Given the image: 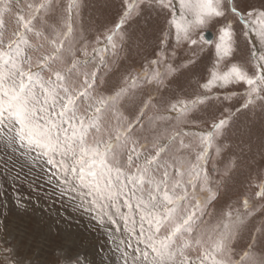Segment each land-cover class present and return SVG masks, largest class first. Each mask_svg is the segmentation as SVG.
<instances>
[{
    "label": "snow or ice",
    "instance_id": "snow-or-ice-1",
    "mask_svg": "<svg viewBox=\"0 0 264 264\" xmlns=\"http://www.w3.org/2000/svg\"><path fill=\"white\" fill-rule=\"evenodd\" d=\"M84 8L0 0V257L92 264L75 242L51 260L9 246V212L32 207L21 173L40 165L104 231L101 264H264V169L249 165L237 189L225 143L241 114L264 116V2L120 0L95 32ZM153 13L159 45L128 65L130 29ZM181 77L188 88H173Z\"/></svg>",
    "mask_w": 264,
    "mask_h": 264
},
{
    "label": "rangeland",
    "instance_id": "rangeland-1",
    "mask_svg": "<svg viewBox=\"0 0 264 264\" xmlns=\"http://www.w3.org/2000/svg\"><path fill=\"white\" fill-rule=\"evenodd\" d=\"M252 2L259 6L264 0ZM84 4V24L93 32L113 26L120 11V0H84ZM162 24L163 21L156 20L153 13L150 23L141 19L132 25V42L121 53L122 57L127 58L128 65H140L146 57L152 58L151 53L159 45L162 36ZM189 82L190 78L181 77L172 87L179 88L182 85L187 89ZM225 143L230 145L232 152L239 158L234 183L242 191L247 181L249 165L264 169V116L251 112L241 114L228 133ZM21 162H17V167ZM25 173H21L23 182L19 187L21 195L31 198L32 207L25 213L12 207L9 201L12 210L7 224L13 237L9 246L15 245L20 256L33 260H51L59 246L75 242L82 246V251L92 264H101L102 257L106 259L110 255V241L104 231L96 227L94 222L90 223L87 215L74 212V205L67 199L61 201L58 192L53 194L54 188L46 183L47 177L42 166L25 168ZM0 236L8 238L3 233ZM243 243L241 241V247ZM237 251H240V247ZM0 264H5L2 257Z\"/></svg>",
    "mask_w": 264,
    "mask_h": 264
}]
</instances>
